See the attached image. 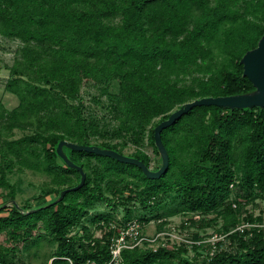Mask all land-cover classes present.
<instances>
[{"label":"trees","instance_id":"1","mask_svg":"<svg viewBox=\"0 0 264 264\" xmlns=\"http://www.w3.org/2000/svg\"><path fill=\"white\" fill-rule=\"evenodd\" d=\"M0 34L23 43L15 76L6 84L19 105L0 113V184L7 188L0 233L11 241L39 238L43 229L57 243L51 264H107L116 234L112 223L137 218L149 224L193 213L208 226L206 216L219 212L228 229L241 212L239 198L231 200L237 186L249 191L246 197L264 194V107L200 105L162 131L170 162L154 179L135 164L64 147L87 178L54 202L81 181L80 171L57 152L61 140L121 153L134 145L129 155L151 167L142 149L149 143L159 156L152 168L158 170L159 122L186 102L254 90L241 59L264 34V0H0ZM114 80L118 92L110 90ZM85 84L107 94L108 123L87 114L81 100ZM15 128L32 133L11 138ZM15 168L47 175L50 183L40 197L52 199L19 205L8 179ZM169 198L175 206L156 213ZM99 201L123 206L126 215L97 214V227L105 232L95 237L82 220ZM136 204L145 210L142 215L134 216ZM230 238V248L201 261L184 255L187 248L160 245L155 250L145 242L123 249L120 264H264V228L237 230ZM14 250L0 246V263L16 264Z\"/></svg>","mask_w":264,"mask_h":264},{"label":"rangeland","instance_id":"2","mask_svg":"<svg viewBox=\"0 0 264 264\" xmlns=\"http://www.w3.org/2000/svg\"><path fill=\"white\" fill-rule=\"evenodd\" d=\"M21 46H23V43L19 39L9 38L0 34V113L3 111V107L12 110L19 105L17 95L8 91L6 84L8 80L15 76L13 68L16 55ZM111 84L110 90L118 92V80L112 81ZM81 100L86 106L87 114L90 112L100 121L104 120L107 123L110 121L108 108L106 107L108 96L102 93L100 86L85 84L82 88ZM2 122L3 120L0 118V126ZM3 131L6 132L4 128ZM27 133H32V131L30 129L15 128L10 133V137L19 138ZM5 135L6 133L3 137ZM136 149V146L130 145L124 149V153L129 155L134 153ZM142 149L150 156L151 168H153L159 161V156L156 154L154 147L149 143H145ZM16 168L8 174V179L16 186V202L19 205L35 206L45 200L52 199L53 195L40 197L50 183L47 175L28 168L23 171H19ZM6 191L7 188L0 184V204L3 202L2 194L6 193ZM248 194L249 191L238 186L231 193V200L239 198L242 204L239 221L234 225H230L228 229L225 227L226 218L219 212L206 216V220L211 221L208 226L199 223V216L201 215L181 213L168 215V219L164 218L163 221H152L144 226L143 232L149 237L157 238L156 241L149 242L151 247H158L162 243H167L176 245L175 247L187 248L186 252H183L184 255L194 261H201L204 257H210L221 248H230L232 245L230 235L234 231H241L245 228L251 229L254 222L259 223L264 228V194L246 197ZM6 198L9 199V196ZM5 205L11 204L7 203ZM164 205V208L155 212L167 213L175 206L172 198H169ZM89 210L90 214L83 218L82 221L91 227L95 237H101L105 232V230L97 227L98 222L94 220L97 214H113L118 219H123L126 215L123 206L114 208L108 201H99L91 205ZM220 211H223V208ZM144 212L145 210L136 204L134 216L142 215ZM5 213L6 211L2 212L1 215ZM250 214L253 215V220L248 217ZM258 217L262 219L257 220ZM191 219H196V221L194 222ZM41 233L42 236L39 238L17 243L11 241L9 236L2 232L0 233V246L10 248L14 246L15 250L11 251V257L16 264H51L52 255L57 249V243L47 231L41 229Z\"/></svg>","mask_w":264,"mask_h":264},{"label":"water","instance_id":"3","mask_svg":"<svg viewBox=\"0 0 264 264\" xmlns=\"http://www.w3.org/2000/svg\"><path fill=\"white\" fill-rule=\"evenodd\" d=\"M244 65V76H247L255 86V89L246 93H240L227 96H207L184 103L175 109L167 119L162 120L155 127V141L162 157V165L158 170H153L144 161L137 157L121 153L112 148L101 147L100 145H84L69 140H61L57 147L60 157L71 167L76 168L81 173V181L74 187L67 188L62 191L60 197L54 202H59L65 194L74 189L82 187L86 181L87 173L83 166L73 162L67 155L64 147H70L78 151H89L100 155H105L117 159L121 162L135 164L141 167L149 178H157L164 174L169 166L170 155L163 143L162 131L176 122L185 113L189 112L193 107L200 105H218L223 107L234 108H253L255 106L264 107V34L260 38L258 45L247 51L241 59Z\"/></svg>","mask_w":264,"mask_h":264},{"label":"built area","instance_id":"4","mask_svg":"<svg viewBox=\"0 0 264 264\" xmlns=\"http://www.w3.org/2000/svg\"><path fill=\"white\" fill-rule=\"evenodd\" d=\"M231 187L232 188L235 187L234 183L231 184ZM233 206L234 207L238 206L237 201H233ZM145 225L147 224H144L137 218H134L122 225L112 223V226L116 228V234L111 238L110 252L112 257L107 264L122 263L123 261L122 251L125 248L130 249L136 246L144 245L145 242L149 243L156 241L157 239L156 237L153 238L144 234L143 228ZM252 227L262 228V226L257 222L252 223ZM162 245L168 248H174L176 246V245H169L167 243H162ZM154 249L156 250L157 247H154Z\"/></svg>","mask_w":264,"mask_h":264}]
</instances>
